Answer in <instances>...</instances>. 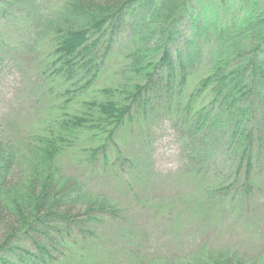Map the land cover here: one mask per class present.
I'll use <instances>...</instances> for the list:
<instances>
[{"label":"trees","instance_id":"obj_1","mask_svg":"<svg viewBox=\"0 0 264 264\" xmlns=\"http://www.w3.org/2000/svg\"><path fill=\"white\" fill-rule=\"evenodd\" d=\"M15 1L0 0V11L7 15ZM193 1L54 0L36 12L49 30L40 77L48 97L65 99L50 108L39 135L19 140L10 132L20 130L0 124V264H93L86 249L117 212L65 175L60 160L107 163L110 144L162 104L189 176L218 174L211 199L222 197L240 216L261 190L254 174L264 173V0H251L235 17L198 15ZM123 53V84L96 88ZM202 54L204 74H193ZM21 152L30 165L19 163ZM248 263L264 264V249L246 256L219 248L184 264Z\"/></svg>","mask_w":264,"mask_h":264},{"label":"rangeland","instance_id":"obj_2","mask_svg":"<svg viewBox=\"0 0 264 264\" xmlns=\"http://www.w3.org/2000/svg\"><path fill=\"white\" fill-rule=\"evenodd\" d=\"M250 1L194 0L193 8L201 16H213L216 11L235 17ZM53 4L54 0H18L7 15L0 11V124L20 130L22 134L10 132L19 140L28 131L39 135L52 118L50 108L65 99L48 97L47 84L38 71L49 30L43 22L41 25L36 12ZM183 29L187 36L192 32L188 25ZM125 57L123 53L111 58L96 88L123 84ZM200 58L205 60L193 64V74H204L208 54ZM173 122L162 104L138 127L133 125L110 144L107 163L99 157L91 166L73 155L60 160L65 175L77 178L117 212L116 217H105L93 240L95 245L86 249L93 264H165L169 260L184 264L219 248L240 250L246 256L264 249V173L254 174L261 190L243 203L238 216L237 208L222 197L211 199L210 189L220 182L218 174L189 176ZM18 161L23 167L30 165L23 152Z\"/></svg>","mask_w":264,"mask_h":264}]
</instances>
